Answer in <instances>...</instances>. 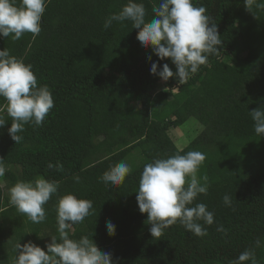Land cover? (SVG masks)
<instances>
[{"label": "trees", "instance_id": "trees-1", "mask_svg": "<svg viewBox=\"0 0 264 264\" xmlns=\"http://www.w3.org/2000/svg\"><path fill=\"white\" fill-rule=\"evenodd\" d=\"M137 2L144 3L151 20L153 0ZM193 2L206 7L223 46L182 85L174 77L163 82L150 74L152 61L158 70L168 63L175 72V65L152 53L147 60L131 21L103 27L127 0H51L35 40L31 33L15 42L0 37V49L26 54L38 86L48 85L54 98L41 127L25 125L22 142L11 139L10 120L0 127V158L9 166L1 178L4 187L0 184V264H13L17 240L44 248L49 236H58L56 195L44 206L42 223H32L9 203L8 189L17 180L41 176L60 181L59 194L93 202L95 214L73 225V238L89 236L112 253L115 264H230L248 248L264 264V136L255 133L249 114L264 107V0H257L252 12L244 0ZM159 81L163 87L157 89ZM190 117L203 128L179 149L169 130ZM194 150L206 156L197 176L208 178L207 194L194 203L207 204L214 223L204 225L202 237L178 222L152 237L147 213L136 201L143 167L153 158ZM134 152L141 161L124 182L105 185L102 174ZM58 161L63 171L48 167ZM225 194L231 207L223 203ZM107 221L116 226L113 236L107 234ZM220 224L226 234L217 231Z\"/></svg>", "mask_w": 264, "mask_h": 264}, {"label": "clouds", "instance_id": "clouds-1", "mask_svg": "<svg viewBox=\"0 0 264 264\" xmlns=\"http://www.w3.org/2000/svg\"><path fill=\"white\" fill-rule=\"evenodd\" d=\"M51 0H0V37L10 38L13 42L20 40L24 34L31 33L32 39L41 32V21L47 5ZM257 0H244L250 12ZM264 7V5H260ZM203 5L194 6L193 0H153L151 20H147V10L143 2L127 0L118 11L111 13L104 20L103 27L108 29L113 22L131 21L136 28V38L145 49L151 48L159 60L169 59L175 65L174 72L168 63L159 67L152 61L150 74L158 76L163 82L175 78L178 84L187 83L202 65L208 63L209 55L218 54L223 46L217 24L206 14ZM33 65L26 63L25 56L12 54L9 48L0 49V98L6 101L0 104V127L10 120L7 131L11 139L18 144L24 137L20 135L25 125L41 127L45 118L54 107V98L48 85L38 86ZM254 122V131L264 136V107L249 111ZM206 156L200 151L176 153L167 157L153 158L143 167L136 191V201L141 213H147V223L152 237H160L165 229L181 224L186 231L195 236L207 235L204 225L214 223V212L207 204L197 202V197L208 192L207 176L199 177L197 173ZM48 167L63 171L59 161ZM9 171L4 158H0V178ZM132 172L126 162L111 166L100 177L105 185L119 186ZM79 183V176L73 177ZM203 181V183L201 182ZM60 181L36 177L33 180H17L9 189V203L16 210L27 216L32 223L46 220L45 205L53 195L57 196L56 231L49 236L50 242L42 248L31 240L14 245L16 253L13 264H115L112 253L102 251L92 238L82 235L74 237L73 225L83 223L85 218L94 215L93 202L87 198H78L67 192L59 194ZM227 207L232 206L231 196L222 197ZM201 221L203 223H201ZM115 225L106 222L109 236L115 235ZM217 231L227 233L222 224ZM30 233V232H26ZM262 244L255 241V247ZM230 264H259L254 248L245 249Z\"/></svg>", "mask_w": 264, "mask_h": 264}, {"label": "rangeland", "instance_id": "rangeland-1", "mask_svg": "<svg viewBox=\"0 0 264 264\" xmlns=\"http://www.w3.org/2000/svg\"><path fill=\"white\" fill-rule=\"evenodd\" d=\"M143 49L147 54H151V48L148 49L143 48ZM162 83H163L162 81H159L157 83V89L163 87ZM202 128L203 125L197 119L190 117L182 125L170 129L169 135L174 141L175 145L179 149H181L185 145H187V143L191 139H193L200 132V130H202ZM132 155L134 156L131 157V159H127L126 163H128L131 167H134L140 163L141 156L139 155V152H134L132 153ZM0 184L2 185V187H4L5 182L1 178H0Z\"/></svg>", "mask_w": 264, "mask_h": 264}]
</instances>
